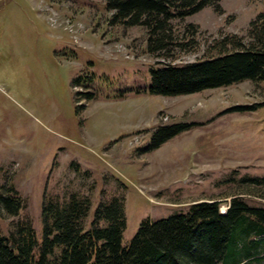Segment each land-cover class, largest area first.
<instances>
[{
    "label": "rangeland",
    "instance_id": "rangeland-1",
    "mask_svg": "<svg viewBox=\"0 0 264 264\" xmlns=\"http://www.w3.org/2000/svg\"><path fill=\"white\" fill-rule=\"evenodd\" d=\"M217 2L170 20L173 43L152 54L145 28L109 24L105 0H0V187L25 202L18 215L0 211L4 234L27 219L41 238L44 193L89 196L87 220L101 200L122 196L123 245L143 218L196 200L218 199L223 212L240 192L264 204V185L242 182L264 178V81L148 92L153 66L215 56L226 36L249 40L264 0ZM237 105L246 108L230 110ZM175 122L195 124L152 148L155 128Z\"/></svg>",
    "mask_w": 264,
    "mask_h": 264
},
{
    "label": "trees",
    "instance_id": "trees-1",
    "mask_svg": "<svg viewBox=\"0 0 264 264\" xmlns=\"http://www.w3.org/2000/svg\"><path fill=\"white\" fill-rule=\"evenodd\" d=\"M105 6L113 11L109 24L145 28L146 49L152 54L173 43L167 34L170 20L205 6L221 9L217 0H105ZM247 36V42L237 35L226 36L217 44L215 56L153 66L148 92L176 96L245 80L264 81V10L249 23ZM245 108L237 105L230 110ZM193 124L158 125L150 146H159ZM242 182L262 186L264 178ZM219 202L214 198L196 200L185 211L154 220L145 217L123 245L126 216L122 196L101 200L87 220L89 196L75 191L64 198L44 193L41 238L27 219L18 220L7 234L0 228V264H249L264 259V204H250L240 192L230 195L223 212ZM24 203L13 185L0 187L1 212L18 215Z\"/></svg>",
    "mask_w": 264,
    "mask_h": 264
}]
</instances>
